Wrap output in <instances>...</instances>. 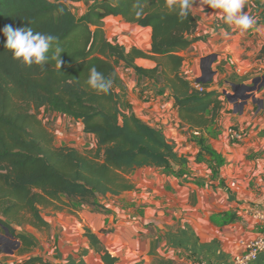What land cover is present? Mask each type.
I'll return each mask as SVG.
<instances>
[{"label":"trees","instance_id":"trees-1","mask_svg":"<svg viewBox=\"0 0 264 264\" xmlns=\"http://www.w3.org/2000/svg\"><path fill=\"white\" fill-rule=\"evenodd\" d=\"M81 1L0 0V29L7 24L31 26L58 37L65 50L59 68L55 61L44 67L25 66L4 47L6 37L0 32V225L19 241L22 254L31 252L37 242L19 229L50 227L43 209L88 205L106 210L103 199L134 189L130 175L146 167L177 177L191 174L189 158L165 130L132 110L114 58L140 77L168 85L183 126L200 131L193 134L199 143L195 162H202L206 152L216 160L213 171L223 164L205 132L224 108V93L210 89L209 83H203V90L195 88L183 72L181 53L202 38L196 34L199 20L193 10L181 22L166 0H141L144 11L137 18L136 0H92L78 15L73 3ZM108 18L151 28L149 49L132 46L128 50L112 41L105 29ZM137 58L153 60L155 65H139ZM257 58L264 59V43ZM92 67L106 77L114 74L109 94H97L87 85ZM43 107L80 122L83 131L94 136L96 147L82 151L56 144L53 131L39 116ZM86 235L106 264L116 262L90 230ZM17 264L52 263L30 255Z\"/></svg>","mask_w":264,"mask_h":264},{"label":"crops","instance_id":"crops-1","mask_svg":"<svg viewBox=\"0 0 264 264\" xmlns=\"http://www.w3.org/2000/svg\"><path fill=\"white\" fill-rule=\"evenodd\" d=\"M195 6L193 12L199 20L196 34L202 38L181 53L187 55L183 71L190 70L197 80L209 83L210 89H221L228 99L212 133L211 129L205 132L223 164L213 171L216 160L210 154L204 152L203 162L198 163L199 149L195 148L190 157V148L183 147L186 153L181 154L190 160V175L131 177L135 188L103 199L106 210L88 205L53 208L43 214L49 228L19 229L37 242L30 255L43 256L52 264H106L86 235L88 229L117 258L114 264H189L193 259L230 264L245 252V239L263 232V223L254 214L264 210V81L255 89L258 97H240L242 108L230 98L229 90L250 91L259 77L264 78V59L257 58L264 43V0H247L244 11L257 23L243 33L224 24L219 10L209 6L202 9L198 2ZM137 27L148 33L151 41V28ZM132 46L145 51L150 47L139 43ZM136 63L155 65L145 58H137ZM121 77L133 89L134 85ZM146 80L154 89L145 91L149 95L144 99L150 96L149 101L130 99L136 115L145 120L144 112L149 113V117L166 123L170 109L175 108V117L181 122L171 88ZM231 127L239 139H229ZM181 138H175L178 150ZM39 231L48 232L49 239L41 240ZM250 264H264V251Z\"/></svg>","mask_w":264,"mask_h":264},{"label":"rangeland","instance_id":"rangeland-1","mask_svg":"<svg viewBox=\"0 0 264 264\" xmlns=\"http://www.w3.org/2000/svg\"><path fill=\"white\" fill-rule=\"evenodd\" d=\"M89 1H92V0H84L81 2L73 3L74 11L78 15H80L86 10L87 4ZM105 29H106V34L112 41L118 42L124 45L126 49L128 50L135 43H139L146 49H148V47L150 46L148 33L142 32L137 27V25L129 24L121 18H108L106 21ZM186 57L187 55L185 56V58ZM113 62L119 74L123 76L124 78H126L131 84L134 85L133 89L127 86L129 104H130L131 98H133L137 102L138 101L144 102V100L149 101L150 96L147 97L146 99H144V96L149 95L148 93L146 94L145 91H149L151 88L154 89V86L152 85V83L148 82L146 78L140 77L138 74H136L134 69H132L130 66H128L124 62H121L115 58L113 59ZM143 63H147V62L143 61ZM188 71L189 70L186 69L183 72L187 73ZM205 72H206L205 78H208L209 72L207 70ZM198 74L201 75L203 74V72L200 70ZM193 81H195V77ZM263 81H264V78L259 77V79L257 80L255 84L254 89H250V91L253 90L251 91L253 92V94L250 95L251 98L258 97V95L255 93V89H257ZM220 86H221V83H220ZM161 91L164 92V90H161ZM250 91L242 90V91L234 92L230 89L229 90V93L231 96L230 98L234 100L235 103H237L238 107L242 108L243 104H242V101H239V99H242L240 98L241 96L248 95ZM223 98L228 100L227 97H225L224 95H223ZM244 100H248V99L244 98ZM132 107L133 105H131V108ZM169 112L171 116L169 117L166 123L163 122V119L157 120L153 115L149 117L150 116L148 115L149 113L144 112L145 121L147 120V121H150L151 123H155V125L165 130L168 138L171 141L176 142L175 138L179 139L182 137L181 140H179V142L181 143L179 152L186 153V152H182L183 151L182 148L183 147L186 148L188 146V148L190 149L187 150V154L190 157L193 156L195 148L199 149L198 141L194 138L195 136L193 135V132L188 130L187 127L185 128V126H183L182 123L179 120H177V117H175V113H176L175 108H171ZM39 116L40 118H42L44 123L53 131L55 135L56 144L58 145L69 144V145L79 148L82 151L96 147V140L94 136L91 134L85 133L83 131L81 123L76 121L75 119L62 115L56 111H53L52 109L48 107L41 108L39 112ZM229 139H232V138L229 137ZM194 143L195 145H191ZM176 145H177V142H176ZM161 174L173 175L172 172H164L159 169H139L133 172L130 175V177H158ZM63 208H65V206ZM51 211H54L52 207L43 209V214L50 213ZM39 236L41 240H43L46 238L49 239L48 236L50 235L46 231H39ZM30 254H33V253H23L22 254L20 252L19 241L14 236L8 234L5 228L0 225V264H17L23 261Z\"/></svg>","mask_w":264,"mask_h":264},{"label":"clouds","instance_id":"clouds-1","mask_svg":"<svg viewBox=\"0 0 264 264\" xmlns=\"http://www.w3.org/2000/svg\"><path fill=\"white\" fill-rule=\"evenodd\" d=\"M197 2L202 9L204 6H209L211 9L219 10L223 23L233 30L243 33L256 26V19L244 11L247 0H166V6L170 11L175 12L182 22L189 17ZM134 7L136 17L141 18L144 11L141 0H136ZM60 11L62 12L63 9ZM0 32L6 37L4 47L11 51L13 59L23 65L44 67L49 62L55 61L59 68L63 64L61 54L65 50L60 46L58 37L35 31L31 26L13 27L11 24L5 25ZM86 83L97 94L107 95L113 87L114 74L106 77L96 67H92Z\"/></svg>","mask_w":264,"mask_h":264},{"label":"built area","instance_id":"built-area-1","mask_svg":"<svg viewBox=\"0 0 264 264\" xmlns=\"http://www.w3.org/2000/svg\"><path fill=\"white\" fill-rule=\"evenodd\" d=\"M186 75L195 88L199 90L204 89V84L201 81L197 80L196 78L195 81H193L194 76L192 75V72L190 70L186 73ZM192 132L195 135L200 134V131L196 129L193 130ZM229 136L233 140L239 139L238 133L232 127L229 129ZM254 216L258 218L263 223L264 226V210L257 211L254 214ZM244 245H245V252L238 255L234 259V261L230 264H250L259 257L260 253L264 251V227H263V232L260 235L253 238L245 239ZM189 264H216V263H213L206 259H193L190 261Z\"/></svg>","mask_w":264,"mask_h":264},{"label":"water","instance_id":"water-1","mask_svg":"<svg viewBox=\"0 0 264 264\" xmlns=\"http://www.w3.org/2000/svg\"><path fill=\"white\" fill-rule=\"evenodd\" d=\"M216 87H213L212 89H215ZM251 89H254V87L253 88H251ZM247 98H249L250 97V93H249V95L248 96H246ZM245 97V98H246ZM247 102V101H246ZM5 230H6V232L9 234V230L7 229V228H5Z\"/></svg>","mask_w":264,"mask_h":264}]
</instances>
